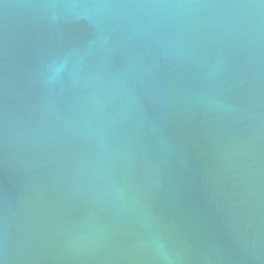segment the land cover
<instances>
[{
    "label": "water",
    "instance_id": "obj_1",
    "mask_svg": "<svg viewBox=\"0 0 264 264\" xmlns=\"http://www.w3.org/2000/svg\"><path fill=\"white\" fill-rule=\"evenodd\" d=\"M0 264H264V0H0Z\"/></svg>",
    "mask_w": 264,
    "mask_h": 264
}]
</instances>
